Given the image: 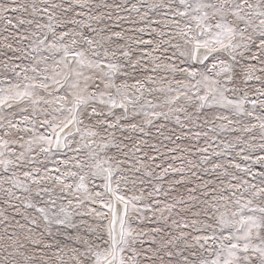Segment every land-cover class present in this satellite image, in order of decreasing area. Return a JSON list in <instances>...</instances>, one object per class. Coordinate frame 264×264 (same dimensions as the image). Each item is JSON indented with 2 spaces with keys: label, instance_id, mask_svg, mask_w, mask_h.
Wrapping results in <instances>:
<instances>
[{
  "label": "snow or ice",
  "instance_id": "1",
  "mask_svg": "<svg viewBox=\"0 0 264 264\" xmlns=\"http://www.w3.org/2000/svg\"><path fill=\"white\" fill-rule=\"evenodd\" d=\"M0 264H264V0H0Z\"/></svg>",
  "mask_w": 264,
  "mask_h": 264
}]
</instances>
